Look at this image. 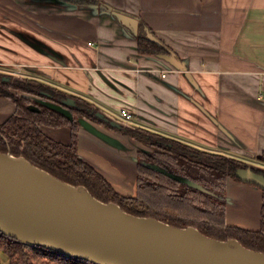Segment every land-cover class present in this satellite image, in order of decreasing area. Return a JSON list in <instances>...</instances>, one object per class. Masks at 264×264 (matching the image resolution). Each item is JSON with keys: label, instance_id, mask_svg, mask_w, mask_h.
Returning a JSON list of instances; mask_svg holds the SVG:
<instances>
[{"label": "crops", "instance_id": "1", "mask_svg": "<svg viewBox=\"0 0 264 264\" xmlns=\"http://www.w3.org/2000/svg\"><path fill=\"white\" fill-rule=\"evenodd\" d=\"M100 2L105 7L0 0V66L81 97L108 119L120 120L125 109L132 115L127 126L200 150L261 161L264 0ZM140 23L153 32L146 30V36L150 32L152 41L170 52H138ZM14 110L11 100L0 98V123ZM87 120L118 139L122 148L78 123L79 157L117 192L135 194L136 153L144 143ZM44 131L61 143L71 141L66 126ZM226 198L228 224L260 227V187L228 178Z\"/></svg>", "mask_w": 264, "mask_h": 264}, {"label": "trees", "instance_id": "2", "mask_svg": "<svg viewBox=\"0 0 264 264\" xmlns=\"http://www.w3.org/2000/svg\"><path fill=\"white\" fill-rule=\"evenodd\" d=\"M60 1L73 6L105 7L100 0ZM146 30L151 31L146 25L140 23L136 36L138 52L144 54H167L170 52L162 42L150 40L146 36ZM11 87L22 89L24 93L53 102H59L66 96L73 98L74 107H69L72 112V119L33 101L30 97L17 96L10 91ZM0 98L9 99L15 105L14 112L4 122L0 123L1 152L23 156L32 165L47 171L68 184L86 187L95 199L105 203L114 202L127 213L141 217H152L179 228L192 226L206 236L218 240L234 238L248 249L264 251V189L261 188L262 205L258 229H247L225 222L226 174L236 181L243 182L235 175V170L238 167H244L243 161L234 157H226L221 153L200 150L144 128L113 127L108 121L97 117L95 115L97 110L85 99L69 95L38 80L19 84L18 82L12 83L0 79ZM29 104L37 105L39 110L29 109ZM82 117L94 122L105 123L113 129L123 131L124 134L135 138L138 142L149 143L153 148L152 151L137 152L136 197L130 198L116 192L100 172L79 157L76 135L78 119ZM64 126L71 131L69 144L54 140L44 131L45 128ZM154 137L156 141H154ZM263 155L261 160H264ZM201 159L210 162L211 165L205 166L206 164ZM189 162L195 166L199 164L201 168L203 167L204 170L209 171L212 175L215 174L217 177V195L211 196L200 193L204 198L199 203L204 207H199L195 201L191 202L188 198L191 196L189 194L198 191L149 167V164L152 163L169 172L186 175ZM256 171L264 174V169L257 167ZM143 176L153 177L154 181L148 183L141 178ZM197 179L194 178L196 181ZM178 188H185L187 191L178 192ZM174 189L176 191L173 193H165L167 190ZM1 252L7 256V264H93L89 261L69 258L43 247L23 245L2 233H0Z\"/></svg>", "mask_w": 264, "mask_h": 264}, {"label": "water", "instance_id": "3", "mask_svg": "<svg viewBox=\"0 0 264 264\" xmlns=\"http://www.w3.org/2000/svg\"><path fill=\"white\" fill-rule=\"evenodd\" d=\"M52 1L69 7L60 0ZM147 37L156 40L148 31ZM33 101L72 119L69 107H74V99L70 97L60 102ZM28 108L39 110L35 104ZM95 115L113 127H121L119 121L106 118L100 111ZM78 123L109 145L122 148L118 139L87 119L79 118ZM149 167L193 185L157 165ZM235 175L264 189L262 173L247 167L238 168ZM0 233L23 245L93 264H264V251L248 249L237 239L218 240L192 226L179 228L127 213L114 202L95 199L82 185L68 184L23 156L1 151Z\"/></svg>", "mask_w": 264, "mask_h": 264}, {"label": "rangeland", "instance_id": "4", "mask_svg": "<svg viewBox=\"0 0 264 264\" xmlns=\"http://www.w3.org/2000/svg\"><path fill=\"white\" fill-rule=\"evenodd\" d=\"M44 3L46 4H58V5H61V6H64V7H68L64 4H60V3H57V2H54L52 0H43ZM74 1H77V0H74ZM69 5V4H68ZM83 6H86V5H78V7H83ZM69 7H77V6H73V5H69ZM15 74H17V71H13V70H8V66L7 67H1L0 66V79L2 80H5V81H10V82H18L19 84L20 83H23V82H28V81H25L26 79H23V77L21 75H18L16 76ZM22 75H26L25 73H23ZM28 75V74H27ZM31 82V80H30ZM10 91L14 94H16L17 96H21V95H25L27 96L26 93L22 92V89H16V88H10ZM31 97H32V94H29ZM40 98V97H39ZM4 109V108H3ZM6 110V109H5ZM123 127H130V126H127V125H122ZM133 128V127H131ZM134 129V128H133ZM116 131V130H115ZM118 134H124L123 131H119L117 130L116 131ZM51 134V133H50ZM126 135V134H125ZM126 136H129V135H126ZM131 137V136H130ZM133 138V137H131ZM135 139V138H134ZM136 140V139H135ZM154 141H156V138L154 137ZM147 144V145H146ZM144 143L143 145L140 146V149L138 151H152L153 148L149 145V143ZM146 148L145 150L141 149V148ZM137 151V152H138ZM223 154V153H221ZM264 154V153H263ZM226 157H232V156H229L227 154H224ZM244 156V155H242ZM241 156V157H242ZM136 157H137V153H136ZM241 157L238 156L237 157H234V158H237L239 160L242 161V159H240ZM246 158L248 160H245L247 162V164L249 166H254V167H258V168H261V169H264V160H261V161H257V164L254 163V160L253 158H250V157H247ZM263 158H264V155H263ZM193 160V159H192ZM201 161L203 163H205L206 165L205 166H208V165H211L210 162L206 161V160H203L201 159ZM137 163V162H136ZM197 163V162H196ZM199 163V162H198ZM152 163H150L149 165H151ZM208 164V165H207ZM153 165H156V164H153ZM158 167H160L159 165H157ZM162 168V167H160ZM203 168V167H202ZM201 166L199 164H197L196 166L192 163V162H189L188 163V167H187V174L186 175H180V174H176V173H172L176 176H179V177H182V178H185L186 180L190 181L193 183V185L187 183V182H181V181H178L174 178V180L180 182V183H184L186 184L188 187H190L191 189H194L195 191H198L196 193H191L189 195H191L190 197H188L191 202L195 201V203H197V205L199 207H204V205L200 204L199 201L203 200L204 196L202 195L203 193L206 194V195H211L213 196V194L217 195L218 193V188H217V184H218V181H217V177L216 175H212L209 171H206L204 170V168L202 169ZM153 169V168H151ZM164 169V168H162ZM136 170H137V166H136ZM155 170V169H153ZM165 170V169H164ZM158 171V170H156ZM167 171V170H166ZM160 172V171H158ZM169 172V171H168ZM161 173V172H160ZM164 174V173H162ZM166 175V174H165ZM142 179H144L146 182L148 183H152V181H154V178L153 177H147V176H143L141 177ZM194 178H198L197 181L194 180ZM233 179L232 177H230L228 174H226V182H227V179ZM234 180V179H233ZM109 182V181H108ZM110 183V182H109ZM113 187V186H112ZM136 187H137V174H136ZM113 189L117 192V190L115 189V187H113ZM183 189V190H182ZM182 189H177L178 192H184V191H187L185 188H182ZM173 191H176L175 189L174 190H170V191H165V193H173ZM119 194H121L120 192H118ZM202 193V194H200ZM121 195H124L126 197H130V198H134L136 197V193L135 194H132V195H129V194H121ZM217 197V196H215ZM178 199V198H177ZM229 200L228 198H226V193H225V203H227ZM225 219H226V215H225ZM226 224L227 221H225ZM230 225V224H229ZM0 259H1V264H7V256L4 254V253H0Z\"/></svg>", "mask_w": 264, "mask_h": 264}, {"label": "built area", "instance_id": "5", "mask_svg": "<svg viewBox=\"0 0 264 264\" xmlns=\"http://www.w3.org/2000/svg\"><path fill=\"white\" fill-rule=\"evenodd\" d=\"M164 76V75H163ZM119 117L121 118L120 120L116 118L117 121H119L122 124H128L129 122H131V113L128 112L125 109L120 110L119 112ZM115 119V118H114Z\"/></svg>", "mask_w": 264, "mask_h": 264}, {"label": "flooded vegetation", "instance_id": "6", "mask_svg": "<svg viewBox=\"0 0 264 264\" xmlns=\"http://www.w3.org/2000/svg\"><path fill=\"white\" fill-rule=\"evenodd\" d=\"M43 2H44V1H43ZM77 7H78V6H77ZM15 75L18 76V75H20V73H19V74H15ZM21 76L23 77V79H26L25 81H28V82H29L30 80H35V78H33V77L28 78V77L23 76V75H21ZM67 97H69V96H66L65 98H67ZM65 98H64V99H65ZM64 99H60V101H62V100H64ZM60 101H59V102H60ZM119 123H120V122H119ZM120 124H121V126L124 125V124H122V123H120ZM130 128H131V127H130ZM242 161H243V160H242ZM243 162L245 163V164H244V167H238V168H247V167H249L250 169L256 171V168H257V167L249 166V165L247 164V162H245V161H243ZM238 168H237V169H238ZM237 169H236V170H237ZM236 170H235V171H236ZM256 172H257V171H256ZM259 173H260V172H259Z\"/></svg>", "mask_w": 264, "mask_h": 264}]
</instances>
